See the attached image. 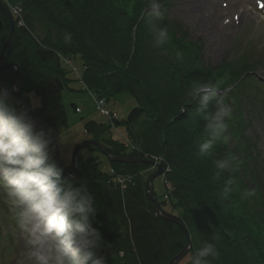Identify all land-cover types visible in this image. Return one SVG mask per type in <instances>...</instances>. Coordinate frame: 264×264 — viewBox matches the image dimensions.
Segmentation results:
<instances>
[{
	"label": "trees",
	"instance_id": "trees-1",
	"mask_svg": "<svg viewBox=\"0 0 264 264\" xmlns=\"http://www.w3.org/2000/svg\"><path fill=\"white\" fill-rule=\"evenodd\" d=\"M171 1L160 0L163 16L158 23L167 28L169 40L156 47L145 18L149 0H21L22 24L15 23L12 50L4 61L17 67L14 87L28 108V94L40 100V106L30 110L55 142L58 125L66 130L61 93L70 83L59 56L78 60L84 67L83 83L107 102L130 96L135 106L115 124L124 126L137 150L128 152L109 135L106 138L103 123L87 121L84 132L111 156L147 154L164 161L173 189L169 202L162 196L157 201L162 210L168 206L174 211L190 234L189 257L208 241L219 251L212 264H264V150L258 149L257 137L248 134L246 118L252 114L264 121V82L255 74L261 63L249 49L216 66L205 63L199 44L188 41L182 25L167 17ZM0 23L1 52L10 29L1 12ZM64 32L72 34L70 43L64 42ZM177 51L182 59H177ZM13 75V68L0 72V88L8 89L22 107L12 90ZM209 79L221 91L229 89L226 102L233 107L230 139L217 142L214 158L198 155L203 116L215 110L214 103L200 110L186 95L191 86ZM51 148V162L59 167L52 144ZM86 148L97 151L92 145ZM229 153L239 164L217 178L214 160ZM63 164L71 174L70 163ZM109 167V172H102L97 158L78 155L77 178L68 179L62 172L66 185L76 187L83 181L96 198L97 212L90 219L101 236L96 256H102L104 264H168L186 240L176 225L156 214L145 194L142 173L150 166L109 163ZM119 175L131 178L124 190L113 182Z\"/></svg>",
	"mask_w": 264,
	"mask_h": 264
},
{
	"label": "clouds",
	"instance_id": "clouds-1",
	"mask_svg": "<svg viewBox=\"0 0 264 264\" xmlns=\"http://www.w3.org/2000/svg\"><path fill=\"white\" fill-rule=\"evenodd\" d=\"M160 0H149L145 18L156 47L169 40L162 19ZM70 43L72 34L63 33ZM182 59V52H176ZM228 88L211 79L201 81L186 93L190 102L206 111L210 103L215 110L203 116V139L198 155L214 158L217 142L227 143L233 107L226 102ZM31 108L38 107L33 100ZM199 113V111H198ZM61 143V142H60ZM51 132L38 128L29 110L20 107L6 88H0V195L12 212L18 236L37 258V264H104L95 250L101 246L99 232L90 219L97 212L96 198L85 182L73 187L62 181V171L51 162ZM216 177L239 164L238 157L226 154L215 159ZM218 240L219 237H214ZM219 258L213 242L205 241L190 257V264H212Z\"/></svg>",
	"mask_w": 264,
	"mask_h": 264
},
{
	"label": "rangeland",
	"instance_id": "rangeland-1",
	"mask_svg": "<svg viewBox=\"0 0 264 264\" xmlns=\"http://www.w3.org/2000/svg\"><path fill=\"white\" fill-rule=\"evenodd\" d=\"M1 1L2 3L0 4L6 9L13 22L16 24H18V22L21 23L19 18L21 17L19 10L22 11L20 6L21 0ZM261 1L264 2V0ZM16 9H18V12ZM214 10L218 11V19L213 25L211 15ZM14 11L17 13L15 14ZM0 12L8 22L6 14L2 10H0ZM166 15L172 21H176L182 25L187 33L188 41L199 44L202 58L205 63L216 66L228 58H238L242 51L249 49L255 53L259 58L258 61L261 63L259 67H257L255 74L264 80V8L258 10L256 0H204L203 4L202 0H172L166 7ZM94 43H99V39L96 36ZM248 44L249 46L245 49L244 45ZM59 58L62 66L70 73L68 76L70 78L69 87L73 90L71 91L68 87L61 93L62 104L66 111L67 125L66 130L58 125L60 136L56 141V145L60 159L62 158L66 165L70 163L71 166L73 148L86 141H96L90 139L84 132L83 125L87 121L103 123V125L108 128V134L106 133L104 135L106 138L109 135L114 141L124 145L128 152L137 150L130 141L128 135H126L124 126L115 124L118 121L126 119L130 110L135 106L132 98L127 94L119 95L108 102L103 98L106 105L104 106L105 103H103V106H101L98 103V95L94 92L89 93L84 90V86L81 84V82H83V65L72 57L59 56ZM26 98L29 107L33 100L38 103V107L40 106V100L34 94H28ZM72 104L79 108L80 112H75L72 108ZM30 109L33 108L30 107ZM30 112H32V110H30ZM246 118L250 123V127L247 131L248 134L257 137L258 149L263 151L264 122L259 117L252 114H248ZM97 142L100 144L101 149L110 157H114L108 153L101 142ZM92 146H94L97 151L87 149L86 146L78 155L83 159L97 158L100 171L109 172V163L111 162L102 154L100 148L95 145ZM115 158L140 157L128 156ZM143 158L148 161L153 160L156 162L154 163L156 165L160 164L164 166V161H162L160 157H153L152 155L145 154ZM155 166H150L151 168L142 173V177L146 180V184L149 178L156 172ZM124 178L129 179L130 177L128 178L126 176ZM116 179H118L116 180L117 182H115L116 185L121 190H124L129 181L123 179V176L120 175ZM170 187L171 183L167 180V175L165 173L155 178L152 184V194L153 192L155 193V196H153L156 201L157 198L162 196L164 202H169V193H172L171 190L173 189ZM144 191L146 194V185ZM157 204L160 207L158 201ZM162 211L169 215L173 214L172 216L180 220L174 211H170L168 206ZM169 223L175 225L172 222ZM188 235L190 236L189 233ZM189 259L190 257L187 253L179 262L180 264H185ZM0 264H37V258L18 236L14 226L12 212L6 199L2 195H0Z\"/></svg>",
	"mask_w": 264,
	"mask_h": 264
},
{
	"label": "water",
	"instance_id": "water-1",
	"mask_svg": "<svg viewBox=\"0 0 264 264\" xmlns=\"http://www.w3.org/2000/svg\"><path fill=\"white\" fill-rule=\"evenodd\" d=\"M0 10H2L7 18H8V22L10 24V30L8 32V36L6 39L5 44L2 47V51L0 54V72H6L7 70H9L10 68L14 69V75L12 77L11 80V85L13 88V93L15 98L19 101V103L21 104V106L25 109H28V107L26 106V104L24 103L23 99L21 98L19 92L15 89L14 87V83L18 77V69L15 65L12 64H7L4 61V57H7L12 50L11 47V38L12 35L14 33L15 30V24L13 22V20L11 19V17L9 16L8 12L6 11V9L0 4ZM1 26V23H0ZM29 110V109H28ZM29 115L32 118V120L36 123L38 128H42L41 124L35 119L34 115L32 114V112H30L29 110ZM52 140V145H53V149H54V153H55V157H56V161L57 164L59 165V167L62 169L63 173L65 174V176L68 177V179H73L75 180L77 178V172H76V161H77V157H78V153L85 148L86 146L89 145H95L96 147L100 148V144L97 141H86L78 146H75V148H73V152H72V156H71V166H72V175H68V173L66 172L64 165L62 164L61 160H60V156H59V151L57 149L56 143L53 140V138L51 137ZM101 152L104 156L107 157V159L109 160V162L113 163H123V164H142V165H149V166H155L156 164H154L152 161H148L145 159H140V158H115V157H110L103 149H101ZM156 172L153 174V176L151 178H149L147 184H146V195L148 196V198L150 199L156 213L163 219V220H167L169 222L174 223L176 226H178L180 228V230L182 231L183 235L185 236L186 239V245L184 247V249L175 257L173 258L168 264H178L179 261L188 253V250L191 247V240H190V236L188 235L184 225L181 223L180 220H178L175 216L169 215L165 212H163L161 210V208L158 206L157 201L155 199V197L152 194V183L154 181L155 178L159 177L162 173H163V168L161 165H156Z\"/></svg>",
	"mask_w": 264,
	"mask_h": 264
},
{
	"label": "bare ground",
	"instance_id": "bare-ground-1",
	"mask_svg": "<svg viewBox=\"0 0 264 264\" xmlns=\"http://www.w3.org/2000/svg\"><path fill=\"white\" fill-rule=\"evenodd\" d=\"M204 3V0H202V4ZM218 19V11L214 10L211 15V21H213V25L215 24V21Z\"/></svg>",
	"mask_w": 264,
	"mask_h": 264
},
{
	"label": "built area",
	"instance_id": "built-area-1",
	"mask_svg": "<svg viewBox=\"0 0 264 264\" xmlns=\"http://www.w3.org/2000/svg\"><path fill=\"white\" fill-rule=\"evenodd\" d=\"M16 11L18 12V9H16ZM16 11H14V13L16 14L17 12ZM19 13H20V10H19ZM98 103L101 105V106H103V100H98ZM113 121V120H112Z\"/></svg>",
	"mask_w": 264,
	"mask_h": 264
}]
</instances>
